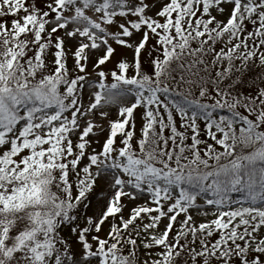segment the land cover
<instances>
[{"label": "snow or ice", "instance_id": "1", "mask_svg": "<svg viewBox=\"0 0 264 264\" xmlns=\"http://www.w3.org/2000/svg\"><path fill=\"white\" fill-rule=\"evenodd\" d=\"M0 264H264V0H0Z\"/></svg>", "mask_w": 264, "mask_h": 264}, {"label": "rangeland", "instance_id": "2", "mask_svg": "<svg viewBox=\"0 0 264 264\" xmlns=\"http://www.w3.org/2000/svg\"><path fill=\"white\" fill-rule=\"evenodd\" d=\"M97 194H99V189H97ZM92 199H93V203H92L91 208L89 209V213H88L89 215L94 214L98 210V207H99L97 199L95 197H93ZM100 203H102V201H100ZM81 210L83 211V209Z\"/></svg>", "mask_w": 264, "mask_h": 264}, {"label": "trees", "instance_id": "3", "mask_svg": "<svg viewBox=\"0 0 264 264\" xmlns=\"http://www.w3.org/2000/svg\"><path fill=\"white\" fill-rule=\"evenodd\" d=\"M220 114H224V115H226L227 113L222 112V113H220ZM233 195L236 196V197L238 198V194H233Z\"/></svg>", "mask_w": 264, "mask_h": 264}]
</instances>
